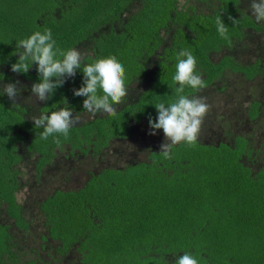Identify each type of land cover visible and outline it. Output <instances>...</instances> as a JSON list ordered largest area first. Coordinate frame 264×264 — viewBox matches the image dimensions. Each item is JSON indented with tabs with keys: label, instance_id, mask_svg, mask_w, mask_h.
<instances>
[{
	"label": "trees",
	"instance_id": "16d2710c",
	"mask_svg": "<svg viewBox=\"0 0 264 264\" xmlns=\"http://www.w3.org/2000/svg\"><path fill=\"white\" fill-rule=\"evenodd\" d=\"M221 13L228 39L216 28ZM45 29L85 63L115 56L124 66L128 96L115 115L83 109L73 95L79 70L50 100L31 96L36 65L13 73V53ZM182 49L205 84L185 94L210 108L197 142L165 159L163 131L150 135L148 119L175 97ZM15 81L16 103L0 95V264H175L185 252L198 264H264V21L248 0H0V84ZM227 90L239 104L224 112L217 104ZM64 101L79 122L59 145L42 140L29 117ZM24 170L31 176L21 183ZM22 241L38 248L25 252Z\"/></svg>",
	"mask_w": 264,
	"mask_h": 264
},
{
	"label": "clouds",
	"instance_id": "9594fccd",
	"mask_svg": "<svg viewBox=\"0 0 264 264\" xmlns=\"http://www.w3.org/2000/svg\"><path fill=\"white\" fill-rule=\"evenodd\" d=\"M248 8L256 22L264 21V0H248ZM221 15L215 20L218 34L228 39V26ZM233 25L238 20L228 17ZM91 54V52H89ZM13 55L18 59L11 64L13 73H27L35 64L39 81L31 85V96L35 100L45 102L51 99L55 90L62 87L66 78L74 77L79 70L83 74L82 85L73 89V95L84 97L83 109L93 116L97 113L115 115L117 106L121 105L128 96L125 85V69L115 56L97 58L91 63H85L82 53L76 48L63 50L56 47L50 29L43 32L35 31L30 36L20 39L15 45ZM176 70L173 81L179 86L175 89V97L167 105H154L157 116L155 121L148 119L150 135L161 129L164 142L160 145L159 153L165 159H171V151L175 145L185 143L193 145L197 142L201 125L210 105L205 97L186 95L185 88L200 90L205 87L204 81L196 71V58L191 51L182 49L176 57ZM19 81L0 84V95H6L12 103H16L23 86ZM34 122V128L42 129L39 133L42 140L57 137L55 143L60 144L59 136L67 138L69 130L74 127L79 118L74 117L71 107L64 101L63 107L41 112L29 117ZM175 264H198V260L188 252L180 255Z\"/></svg>",
	"mask_w": 264,
	"mask_h": 264
},
{
	"label": "rangeland",
	"instance_id": "374dc122",
	"mask_svg": "<svg viewBox=\"0 0 264 264\" xmlns=\"http://www.w3.org/2000/svg\"><path fill=\"white\" fill-rule=\"evenodd\" d=\"M181 2L183 1V0H180ZM219 57H220V55L219 54H215L213 57H212V60L215 62V63H217V62H219L220 60H219ZM238 62H241L240 60H238ZM233 76H230L229 78H232ZM259 87V86H258ZM258 88H256V90H257ZM144 89L141 87L140 89H139V92H141V91H143ZM224 95H221V97L219 98V102H218V104H217V106H218V108H219V110L220 111H226V112H228V111H230L231 109H234L235 107H236V105L235 104H239V101H238V99H237V96H234V95H232L228 90L225 92L224 91ZM142 100V97H140V100L139 101H141ZM241 100V99H240ZM138 101V102H139ZM250 103V101H247V102H245L244 104H243V108L245 109L246 107H247V104H249ZM112 116V115H111ZM126 122L128 123V125L131 123V119H128V120H126ZM92 135L94 136V137H96L95 135H96V133L95 132H92ZM93 136H92V139H93ZM202 136H204V137H202V138H205V139H207V136H206V134H204V133H202ZM95 139V138H94ZM14 147L16 148V149H19V148H17L16 147V144H14ZM61 149H63V148H61ZM15 152H17V151H15ZM56 152H58V151H56ZM59 152H65V151H59ZM118 153H120V152H118ZM103 160H105V159H103ZM110 163H111V160H110ZM113 167H118V168H120V167H122L123 165L121 164V163H116L115 165H112ZM27 171V172H26ZM24 172H26V173H24V174H22V176H19L18 177V179H19V182H21V183H23V182H26V181H29V179H30V176H31V171L30 170H24ZM24 196V192H21L20 194H17V197H18V201H22V197ZM22 198V199H21ZM40 221V220H39ZM22 243H23V251H25V252H27V250H29V248H38V244H37V241L36 242H32V241H29L28 243L26 242V241H22ZM29 244V246L27 247V245ZM41 255L42 256H44L46 259H47V261L49 260V261H54V259L51 257V256H48V257H46L47 256V251H45V250H42L41 252ZM78 257H80V256H78ZM37 258V256L36 255H33L32 257L30 256V259H36ZM71 258H72V256H71ZM62 260H64V258L62 259ZM55 262V264H58L59 263V261H54ZM70 262L72 263V264H75V263H78L79 262V260L77 259L76 261L74 260V259H71L70 260ZM61 263L62 264H66V262H64V261H61Z\"/></svg>",
	"mask_w": 264,
	"mask_h": 264
},
{
	"label": "flooded vegetation",
	"instance_id": "af4514ba",
	"mask_svg": "<svg viewBox=\"0 0 264 264\" xmlns=\"http://www.w3.org/2000/svg\"><path fill=\"white\" fill-rule=\"evenodd\" d=\"M21 192H24V191H19L18 194H20ZM24 197H25V195H24L22 198H24ZM22 198H21V199H22Z\"/></svg>",
	"mask_w": 264,
	"mask_h": 264
}]
</instances>
